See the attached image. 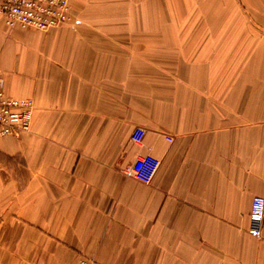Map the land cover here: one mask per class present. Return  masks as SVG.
Returning <instances> with one entry per match:
<instances>
[{"label": "crops", "instance_id": "1", "mask_svg": "<svg viewBox=\"0 0 264 264\" xmlns=\"http://www.w3.org/2000/svg\"><path fill=\"white\" fill-rule=\"evenodd\" d=\"M167 1L70 0L73 23L46 32L0 18L2 89L32 104L28 134L0 139V264H138L134 244L140 264H264V219L247 233L264 199L259 55L224 92L223 30L159 25ZM143 153L160 162L149 185L125 175Z\"/></svg>", "mask_w": 264, "mask_h": 264}, {"label": "rangeland", "instance_id": "2", "mask_svg": "<svg viewBox=\"0 0 264 264\" xmlns=\"http://www.w3.org/2000/svg\"><path fill=\"white\" fill-rule=\"evenodd\" d=\"M159 8L164 10V15H173L170 19H168L169 17L167 16L164 18L162 17V19L159 18V22H161L159 25H174L182 28H219L223 30L224 92L235 93L238 89H240V87L241 89H243L244 86L247 88V83H243L242 78L244 73L245 78L247 72H249V74L252 73L253 66L251 61H247V54L251 57L253 52H257L259 55L257 60L259 61L256 66L258 68L261 67L259 74H264V62L262 61L264 59V0H179L178 2L175 0L173 3L167 1L163 4L160 2ZM254 44L255 47L253 46ZM240 50L242 52L245 50L246 53L244 72L243 64L238 62V53ZM249 60H251V58ZM239 81H241V83H239ZM0 84L2 88L1 79ZM10 99L27 100L12 97H10ZM225 100L226 99H224V101ZM233 100L235 101V99ZM29 129L27 132L22 133L17 137L12 136L11 138L21 139L28 134ZM3 161L10 166H13L14 164L13 161H6V159L2 160V157L0 156V162L3 163ZM166 252V254L169 255L170 251ZM132 253L135 255V259L133 260L134 263L140 264V262H144V260L140 258L137 259L140 255V244H134V251H132ZM89 259H93L98 264H101L95 258ZM153 262L155 264H173V260L171 258H160L153 260ZM206 262L209 264L210 260H204L202 254L198 253V259L195 264H206ZM211 264L219 263L218 260L216 261L213 259Z\"/></svg>", "mask_w": 264, "mask_h": 264}, {"label": "built area", "instance_id": "3", "mask_svg": "<svg viewBox=\"0 0 264 264\" xmlns=\"http://www.w3.org/2000/svg\"><path fill=\"white\" fill-rule=\"evenodd\" d=\"M0 16L10 28L46 32L72 24L70 0H0ZM31 103L4 96L0 84V138L17 137L29 129ZM144 131L136 128L131 135L133 144L142 145ZM159 160L151 153L137 154L125 169V175L140 184L149 185L159 167ZM264 215V199L251 200L248 234L259 238ZM73 264H98L93 259L82 258Z\"/></svg>", "mask_w": 264, "mask_h": 264}, {"label": "bare ground", "instance_id": "4", "mask_svg": "<svg viewBox=\"0 0 264 264\" xmlns=\"http://www.w3.org/2000/svg\"><path fill=\"white\" fill-rule=\"evenodd\" d=\"M6 26V25H5ZM7 27V26H6ZM8 28V27H7ZM10 29V28H9ZM19 29V28H18ZM20 30H22V29H20ZM25 31V30H24ZM2 89V88H1ZM3 92V94H4V91H2ZM4 96H5V94H4ZM5 97H7V96H5ZM8 98V97H7ZM29 101V100H28ZM31 103V102H30ZM31 110H32V104H31V109H30V120H31ZM29 124H30V121H29ZM132 135V134H131ZM6 137H12V136H6ZM2 138H4V137H2ZM1 139V138H0Z\"/></svg>", "mask_w": 264, "mask_h": 264}]
</instances>
